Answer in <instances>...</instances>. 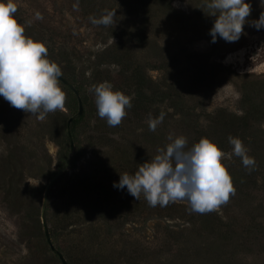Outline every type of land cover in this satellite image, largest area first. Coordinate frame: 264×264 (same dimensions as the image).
<instances>
[{
    "label": "rangeland",
    "instance_id": "374dc122",
    "mask_svg": "<svg viewBox=\"0 0 264 264\" xmlns=\"http://www.w3.org/2000/svg\"><path fill=\"white\" fill-rule=\"evenodd\" d=\"M15 2L18 6L15 16L24 25L25 35L46 44L48 58L58 64L66 78L71 76L69 60L88 74V61L94 62L99 53L116 44L129 29L134 33L132 37L138 39L135 57L145 66L147 76L153 81L177 82L179 89L186 94L188 104L197 113H212L219 108L239 113L245 95H250L264 107V27L258 30L252 25L264 12V0H245L251 5V13L238 41L227 42L217 37L215 43L210 30L217 17L209 15L210 10L206 7L211 0ZM73 5L78 8L74 9ZM105 9L117 10L116 22L111 26L92 24L89 17L99 18ZM37 13L42 19H37ZM199 67L204 71L202 74H199ZM59 85L66 94L65 107L48 113L43 120L23 109H16L0 96V159L10 161L4 165L0 160V264H61L46 242L41 214L50 181L63 169L62 156L64 152L70 154L69 143H66L67 122L71 117H79L75 94L60 81ZM83 105L82 119L77 123L73 120L71 129L76 127L80 134L78 141H74V151L85 148L75 165L76 170L83 173L85 168L88 176L107 178L108 175L103 173L105 166L115 167L126 161L133 163L134 142L140 143V153L149 161L158 154V148L169 143L167 137L170 134L174 137L183 135L188 142L193 137L185 124L171 119L163 123L165 129L160 139L147 135L151 132L147 122L124 124V132L116 138L121 141L119 136L125 137L133 144L122 140L119 149H115L116 145L105 153L90 149L87 136L94 126L92 121L88 127L92 104L88 101ZM169 113L174 115L176 112L169 110ZM254 130L264 138L263 124H257ZM144 133L145 137L139 136ZM41 136L53 162L38 173L35 163L36 157L41 156ZM64 140L65 143H61ZM251 147L246 146L248 153L253 150ZM122 151H129V155H123ZM254 151L263 161L264 173V142ZM95 155L99 158H93ZM231 156L236 157L232 151L225 154L227 159ZM66 171L74 172L70 166ZM114 175L115 171L111 177ZM10 185L13 194L6 197L4 191ZM80 190L84 192L86 188ZM248 195L239 196L245 200H233L230 195L229 204L225 203L230 207L228 216L221 206L209 213L191 212L196 217L195 226L187 221L191 218L189 210V216L184 219L179 218V214L171 218L160 216L158 212L164 206H149L143 195L134 201L120 198L121 202L117 204H92L95 197L92 196L91 200L82 194L84 204L79 206L88 212L84 227L73 225L62 230L59 214L65 206L61 204L64 199L59 192L49 193L45 216L53 244L62 254L65 251L80 254L83 246L103 256H113L116 264H264V180H259ZM175 203L189 208L187 200ZM105 205H108L110 215L95 210L96 206L98 209V206ZM103 216L112 224H122L123 227L107 232L99 227ZM217 216H221L222 221H218ZM253 219L262 224L261 231L241 234L244 226ZM92 222L93 226L86 225ZM74 229L78 234L68 236L67 232ZM168 230L182 233V237ZM223 245L228 246L218 249ZM217 251H223L224 257L220 258Z\"/></svg>",
    "mask_w": 264,
    "mask_h": 264
},
{
    "label": "trees",
    "instance_id": "16d2710c",
    "mask_svg": "<svg viewBox=\"0 0 264 264\" xmlns=\"http://www.w3.org/2000/svg\"><path fill=\"white\" fill-rule=\"evenodd\" d=\"M133 34L132 30H125L123 37H121L116 44L99 53L94 62L88 61V74L81 72L78 65L73 60H69L68 67L71 70L70 78L61 75L76 88L81 96L82 102L90 101L92 104L91 119L88 121V127H90L92 121H94V126L91 128V134L87 136L88 147L90 149L96 148L105 153L112 150L116 145L118 147L115 149H119L122 145V140L123 142L133 144L125 137L119 136L121 139L120 141L116 136L120 135V132H124L125 126L147 122L149 113H151L153 117H158L160 112L163 111L166 115L162 124L157 127L155 132L151 131L150 134L147 133L148 136L151 135L154 139H160L161 136H163L162 130L165 129L163 123H165L167 119H171L174 122L178 121L180 124H185L186 128L192 131L193 137L188 142L189 147L198 143L201 138L207 137L217 143L225 154H228L232 151V145L228 141L229 136L240 138L245 146H252L251 148H253V150L247 153L250 157H254L256 161V166L252 170L245 168L239 157L231 156L230 159L224 158L222 160V163L226 165L232 177L236 189L235 193L231 195L232 199L234 200L237 198V200H245L239 196L249 197V190L256 188L259 180H264V173L262 171L263 161L256 156L254 151L260 143L264 142V138L254 130L257 124L264 125V107L258 105L250 95H245V98L241 101L242 108L239 113L231 112L223 108H219L212 113H207L206 111L197 113L196 109L188 104L186 94L179 89L177 82H158L153 81L147 76L145 66L136 60L135 54L137 50L135 48V43L138 39L132 37ZM131 44L134 46H131ZM112 66L115 67L114 70L111 69ZM198 71L199 74L204 72L202 67H199ZM104 81L111 82L114 85V90L122 91L126 95L132 97V106L131 108H126V117L122 120L120 125L115 127L108 126L106 118L101 119L98 116L95 105V95L92 91V86L98 85ZM169 110H173L176 113L171 115ZM47 115L49 116V114ZM78 117L77 119L74 118V122L77 123L82 119L81 116ZM124 124L125 126H123ZM45 125L49 126L50 123H45ZM71 133L73 141L77 142L80 134L76 127L71 129ZM145 135L146 133L140 134L139 136L145 137ZM42 139L43 136L39 139V151L41 156L36 157L35 163L38 173L47 169L53 162L52 156L45 149ZM66 139V143H69L68 135ZM61 143H65V140ZM139 144L138 142H134L135 151L133 155H135V159L133 163H128L126 161L117 164L115 167H104L103 173L104 175H108L107 178H97L96 175L88 176V173H86L88 170L85 168H83V173H80L81 171L79 170L77 171L75 165L85 152V148L81 149L79 147L73 152L69 166L74 172H63L56 180L53 182H51V180L50 187L47 191V197L49 193L59 192L61 199H64V202L61 204L65 206H63L59 214L60 222L63 226L61 227L62 230H68L73 225L81 229L84 227V217L87 216L88 212H84L79 206V204H84L81 197L82 194H85L88 196V199L91 198V200L92 196H94L95 199H93L92 204H117L121 202L120 198L134 201L135 198L128 193L126 187L121 190L113 185L114 182H119L120 173L128 172L134 175L140 164L148 162L145 160V155L140 153ZM127 147L128 145L125 146V148ZM122 154L127 156L129 155V151H122ZM69 157V152H64L62 156L63 167L67 163ZM97 157L99 158V156L95 155L93 158ZM0 160L4 165L10 163V161L6 159ZM113 171H115L114 178L111 177ZM82 188H86V190L82 192L80 190ZM10 189L12 190L11 185L4 191L6 197L13 194L10 192ZM31 190L36 192L35 189ZM226 204L229 203L227 202ZM226 204H222L221 208L225 215L228 216L230 207ZM95 210L99 213H104L102 215H110V213L107 212L108 205L101 206L100 208L98 206V209L96 206ZM188 210L189 208L183 205H177L174 202L164 206L158 213L160 216L165 215L170 218L179 214L178 217L184 219L189 216ZM190 216L191 218L187 220L188 223L193 226L197 225L195 222V214L190 212ZM104 217L106 216H103V220L99 221V227L107 232L119 230L123 227L122 224H112ZM221 218V216H217L218 221H222ZM86 225L93 226V222ZM262 228V224L253 219L244 226L241 234L259 233ZM168 231L173 235L182 237V233L172 230ZM77 234L78 231L76 229L67 232V235L71 237ZM226 246L228 245H223L218 247V249ZM81 250V253H77V255H72L71 251H65L63 255L69 264H116L113 256H103L91 249L83 248V246ZM60 252L62 253V251ZM217 252L220 258L224 257L223 251ZM218 264H223V262H218Z\"/></svg>",
    "mask_w": 264,
    "mask_h": 264
},
{
    "label": "clouds",
    "instance_id": "9594fccd",
    "mask_svg": "<svg viewBox=\"0 0 264 264\" xmlns=\"http://www.w3.org/2000/svg\"><path fill=\"white\" fill-rule=\"evenodd\" d=\"M74 9L78 5H73ZM211 16H216L210 30L212 42L217 37L227 42L238 41L244 33L246 18L251 5L245 0H211L206 4ZM15 0H0V96L11 106L45 119L48 113L65 107L66 94L59 85L61 68L48 58L44 42L25 35V27L18 22ZM117 10L105 9L99 18L90 16L94 25H113ZM37 19H42L39 13ZM256 29L264 27V12L253 21ZM98 116L107 120L110 127L120 125L126 117V108H131L132 97L114 90V85L104 81L92 86ZM166 113L158 117L148 114L149 131L155 132L162 124ZM169 143L157 149V155L140 164L134 175L120 173L114 187L128 190L139 200L144 196L149 206L163 207L180 200H187L189 211L209 213L228 202L236 191L232 177L222 160L225 153L217 143L204 137L191 147L185 136L167 137ZM232 153L241 158L245 168L256 166L254 157L238 137H228Z\"/></svg>",
    "mask_w": 264,
    "mask_h": 264
},
{
    "label": "water",
    "instance_id": "95a60500",
    "mask_svg": "<svg viewBox=\"0 0 264 264\" xmlns=\"http://www.w3.org/2000/svg\"><path fill=\"white\" fill-rule=\"evenodd\" d=\"M58 80L75 94L77 101H78V108H79L77 116H82L83 112H84V105H83V102H82V99H81L79 92L63 76L58 77ZM74 118L75 117H71L67 122V135H68V139H69V143H70V154L71 155L73 154V151H74V141H73V137H72V133H71V124H72V121L74 120ZM70 158H71V156L69 157V159H68L67 163L65 164V166L63 167V169L54 176V178L52 179L51 182L56 180L63 172H65L68 169V166L70 164ZM46 197H47V194L45 195V201L43 204V209H42V214H41V222H42V226L44 229V236H45L46 242H47L48 246L50 247L51 251L56 256H58L61 264H69L68 261L66 260L65 256L53 244V241H52V238L50 235V231H49V226L47 224L46 216H45Z\"/></svg>",
    "mask_w": 264,
    "mask_h": 264
}]
</instances>
